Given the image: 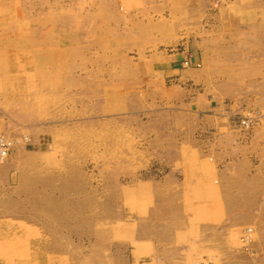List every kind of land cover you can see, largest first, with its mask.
Returning <instances> with one entry per match:
<instances>
[{
	"label": "rangeland",
	"instance_id": "1",
	"mask_svg": "<svg viewBox=\"0 0 264 264\" xmlns=\"http://www.w3.org/2000/svg\"><path fill=\"white\" fill-rule=\"evenodd\" d=\"M0 138V264H264V0H0Z\"/></svg>",
	"mask_w": 264,
	"mask_h": 264
},
{
	"label": "crops",
	"instance_id": "2",
	"mask_svg": "<svg viewBox=\"0 0 264 264\" xmlns=\"http://www.w3.org/2000/svg\"><path fill=\"white\" fill-rule=\"evenodd\" d=\"M186 56L175 57L171 65L165 71V77L171 82H173L177 86L184 87L185 89H189L192 94L190 95L191 104L193 107V111L198 113L201 116L204 113H207L209 110L207 105L205 104L204 94L199 91L198 88L193 89L195 84L201 83L197 82L196 78L199 77V73L196 70L185 69L182 65ZM193 89V90H190ZM220 177H222V184L220 185L219 191L212 186V184H208L206 187L208 190L205 191H213L215 193L220 192L223 201H225L226 206L229 208H258L264 205V170L260 168H245V169H231V168H219L218 173H216ZM237 191H243L245 193L244 200L240 197H237ZM217 197V198H216ZM216 201L220 202V196H211L210 193L204 195L203 200ZM252 213V212H251ZM236 218V217H235ZM234 218V221L237 219ZM198 220H205L203 217H198ZM230 222V225H236V222ZM233 223V224H232ZM202 224V225H201ZM198 226L205 227L206 229H212L211 227L216 226L215 224L209 222H200L198 221Z\"/></svg>",
	"mask_w": 264,
	"mask_h": 264
},
{
	"label": "built area",
	"instance_id": "3",
	"mask_svg": "<svg viewBox=\"0 0 264 264\" xmlns=\"http://www.w3.org/2000/svg\"><path fill=\"white\" fill-rule=\"evenodd\" d=\"M184 68H199L201 65L193 57L186 58L182 63ZM246 127H249L247 122H244ZM8 153L7 143L3 138H0V158L5 159ZM244 239L247 240L248 237L245 235Z\"/></svg>",
	"mask_w": 264,
	"mask_h": 264
}]
</instances>
